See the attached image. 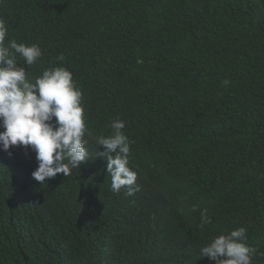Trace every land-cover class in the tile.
Masks as SVG:
<instances>
[{
  "label": "trees",
  "instance_id": "trees-1",
  "mask_svg": "<svg viewBox=\"0 0 264 264\" xmlns=\"http://www.w3.org/2000/svg\"><path fill=\"white\" fill-rule=\"evenodd\" d=\"M0 18L6 45L41 48L17 54L30 82L72 73L90 153L41 185L34 152L0 146V264H215L200 250L241 227L264 264V0H0ZM116 119L133 196L96 156Z\"/></svg>",
  "mask_w": 264,
  "mask_h": 264
},
{
  "label": "clouds",
  "instance_id": "clouds-1",
  "mask_svg": "<svg viewBox=\"0 0 264 264\" xmlns=\"http://www.w3.org/2000/svg\"><path fill=\"white\" fill-rule=\"evenodd\" d=\"M6 22L0 18V146L11 155L10 149L22 147L35 153L38 168L32 178L41 185L57 174H71L90 153L86 148L82 92L76 87L72 73L64 67L43 71L35 83L28 80L24 67L17 66V54L27 65L42 57L38 44L30 46L10 40ZM58 59L63 60V56ZM223 85L230 82L224 80ZM112 134L101 136L97 145L105 151L96 156L106 161L111 176V189L127 196L140 191L137 173L129 167L130 144L123 129L126 124L116 119L110 125ZM196 206L191 211L195 212ZM212 223L208 209L200 211L199 227ZM215 264H252L257 249L248 246L247 230L237 228L228 235H220L201 250ZM264 255V253H261Z\"/></svg>",
  "mask_w": 264,
  "mask_h": 264
}]
</instances>
